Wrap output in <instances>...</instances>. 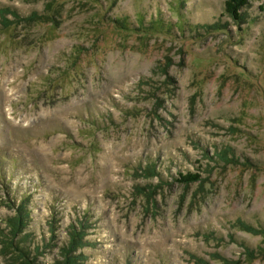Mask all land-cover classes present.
Instances as JSON below:
<instances>
[{"label": "rangeland", "instance_id": "rangeland-1", "mask_svg": "<svg viewBox=\"0 0 264 264\" xmlns=\"http://www.w3.org/2000/svg\"><path fill=\"white\" fill-rule=\"evenodd\" d=\"M8 10L0 236L24 199L41 264L77 217L84 264H264V0L239 21L224 0ZM186 172L201 179L178 183ZM12 258L0 239V264Z\"/></svg>", "mask_w": 264, "mask_h": 264}, {"label": "trees", "instance_id": "trees-1", "mask_svg": "<svg viewBox=\"0 0 264 264\" xmlns=\"http://www.w3.org/2000/svg\"><path fill=\"white\" fill-rule=\"evenodd\" d=\"M248 2L249 0H224V12L234 21H239L241 10ZM6 15H11L14 19L19 18V14L14 10L1 11L0 29L6 28L10 24ZM143 171L146 178L156 176L153 168L143 169ZM175 179L178 183L188 184L199 181L201 178L196 173L186 172L185 174L179 173ZM25 197L26 195L22 196V198ZM13 203L15 204L14 199ZM12 208L14 210L13 215L5 219L8 231L0 236L2 244L7 246L8 250L11 249L14 264H41L38 261L40 256L38 246L32 248L27 245L29 236L23 233L30 221V209L27 203H24V199H22L20 203L13 205ZM79 220V217H77L76 222L73 221L69 224L66 231L67 239L58 248V255L55 256L52 264H84L85 257L80 253V249L88 246L87 241L84 240L86 225L84 221Z\"/></svg>", "mask_w": 264, "mask_h": 264}]
</instances>
